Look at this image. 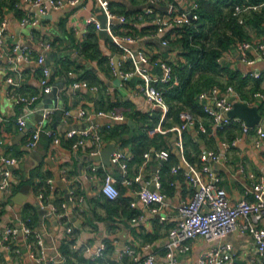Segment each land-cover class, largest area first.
I'll use <instances>...</instances> for the list:
<instances>
[{
  "label": "crops",
  "instance_id": "crops-1",
  "mask_svg": "<svg viewBox=\"0 0 264 264\" xmlns=\"http://www.w3.org/2000/svg\"><path fill=\"white\" fill-rule=\"evenodd\" d=\"M137 1L139 3L134 5L132 0H109L110 8L115 14H123L118 12L119 3L126 5L127 9L131 10L140 5H146L150 0ZM157 4L160 10H164L168 0H158ZM258 5L253 10L262 12L264 1ZM86 6V9L83 6L75 8L65 1L60 8L52 9L39 25L32 27L29 34L24 33V28L28 25H22L21 20L31 9V2L20 0L16 3L17 10L8 7L3 9L2 18L7 20L4 47L11 49L15 44H19L22 47L31 48L33 53L30 60L18 59V55L13 54L12 59L4 56L0 61V171L4 168L1 161L2 157L18 158L17 164L12 167L11 180L13 186L10 193H0V233L8 225L17 226L20 220L26 219L27 208H29V205L34 206L36 202L40 203L38 196L39 193L43 192L49 198L48 203L55 204L57 198H63L61 200L67 204V210L70 212V217L67 216V220H60L57 215L50 213L49 206H44L48 214L43 216L41 210L37 208L39 220L35 230L42 233L43 237L48 235L53 240L52 247L47 250L50 255H57V252L61 251L60 243L67 234V227L73 226L74 230L78 229L76 246L77 248L82 247L85 258L89 259L91 264H104L117 259L118 253L125 245L133 246L143 257L150 253L156 254L158 264H162L169 232L178 220L179 206L192 193L190 186L186 183L185 174H182L184 177L181 179V173L172 171L174 178L170 184V192L162 190L166 195V206L161 214L167 218L160 220L159 215L150 213L149 207L138 200L136 192L144 185L153 184L155 186V176L159 174L162 159L159 157L153 159L150 156V164L145 161L139 166L137 164L128 165L127 177L134 180L140 174L141 180L134 181L132 184H123L121 182L123 172L120 166L113 161V153L111 154L113 166H110V168L103 160H97L95 157L100 154L105 146L111 143L115 144L116 149H123L130 157H132V152L130 147H122L116 139H107L105 131L102 133L101 149L96 154H93L95 146L90 140L83 146L74 147L72 140L63 138L61 142L56 143L46 135L42 137L35 148L29 149L27 147L29 132L21 131L17 123L18 117L27 113V128L33 129L40 124L41 114H43L41 112L54 109V113L49 116L48 124L52 126V131L59 136H63L71 126L80 129L89 126L91 123L104 126L109 122L112 125L113 122L108 120V117L98 115L99 111L108 112V110H105L108 97L111 102L118 103V109H115L118 113H122L121 108L131 112L145 113L151 110L161 112L160 109H151V105L139 91L140 81L138 78H133L127 83L123 82L119 75L114 74L113 71L108 70V75L106 71L101 69L97 61H91L79 53L78 42L74 40L73 36L78 41H83L85 35L89 32V27L93 26L85 24V14L90 10H95L104 24L108 22V17L97 3L89 1ZM72 16L73 19L69 24ZM73 21L79 22L77 27L72 25ZM261 21L263 30L255 24H253V27L248 26L249 36L254 40L260 38L264 41V13ZM113 25L115 30L121 32L122 28L117 20H114ZM127 26L130 27L128 24ZM133 26L134 28H130L137 34L144 36V34L151 33V25L145 18L139 17ZM95 31L99 36L102 52L108 55L111 61L116 55L120 58L118 46L110 34L106 31H98L96 28ZM107 37L110 38L109 41H107ZM159 41L160 38L157 36L149 37L147 40H141L134 44L132 48L146 49L147 47L152 55L160 53L163 58L171 62L175 61L176 53L173 51L166 55L165 52L157 53L158 50L156 49H163L160 48ZM43 42H49L52 45V49L46 53L47 63L52 66L56 64L57 66L56 73H54V70L52 71V91L47 94H41V64L37 62L38 55L45 51L42 45ZM112 43L116 45L117 52L111 50L110 44ZM70 51L72 52L71 55H61ZM228 51L224 53L222 59L231 61L235 65V62L241 58H239V55L233 58L229 57L227 55ZM249 54L255 57L256 52H249ZM257 58L260 59H257L256 62L260 60L259 62L263 66L264 54H259ZM222 59L221 61H223ZM67 62H72L68 68L65 67ZM83 67L97 71L107 87L103 88L102 84L97 85V90L83 86L73 87L72 83L75 82L72 80L73 78H76L77 81H83L78 79L80 74L85 71ZM153 70L159 71L160 69L153 67ZM253 71L263 72L260 79H252H254L253 84L257 82L260 88L256 91L264 92V69ZM243 74L247 75V73ZM8 76L19 83L18 88L22 94H41L30 109H25V106L16 103L15 99L11 97L13 86L7 81ZM82 110L85 111L83 117L80 115ZM115 110H109V112ZM261 110L260 112H262L264 118V111ZM60 112L62 117L57 118ZM129 119H132L133 127L140 126L138 118H128L127 116L125 120H117L116 122H127ZM260 125L264 128V123ZM189 129L194 133L196 132L193 128ZM155 132L151 131V134ZM232 133L235 136L243 135V138L236 147L227 152L226 158L218 162L214 169L222 177L221 183L227 190L231 202L235 204L245 196L252 198L251 189L253 184L260 176H264V140L263 144L257 143L258 135L255 129L243 134L241 124L235 122L225 133L219 134L218 132L217 137L209 135V137L214 138V141L204 147H216L220 139L232 137ZM199 140L200 142L203 141L202 139ZM176 142L177 135L174 133L169 143L172 144L174 150H180L176 146ZM178 156L179 164L187 171L188 161L181 150ZM93 166L97 169L92 170L91 167ZM154 166H157L156 171ZM35 169L38 170L34 172ZM106 173H112L118 179V184H121L120 186L124 189L125 196L133 198L132 202L137 201L136 206L131 205V211L135 213L132 217L129 214H124L122 210L117 213L113 211L108 213L100 203L93 204V199L100 197L102 194L101 187ZM71 190L77 191L78 197L75 201L69 198ZM9 195L14 196V200L8 199ZM80 197H83L82 201L79 200ZM56 206L60 207V205ZM94 210L98 216L94 215ZM140 215H143V217H139ZM77 222L80 223L77 225ZM258 224L264 226V219ZM224 239L234 244L238 264H249L253 257L259 256L256 242L253 236L248 233L232 232ZM101 242L107 244V249L103 258L95 260L87 250L90 248L94 251ZM214 244L216 243L207 242L202 237L194 239L191 242L190 251L179 254L178 264H188L194 261L202 251ZM17 245L21 246L20 252L16 249L0 251V262H3V264H41L37 262L35 255L26 249L22 234L17 235ZM128 259L125 258L124 261L127 262Z\"/></svg>",
  "mask_w": 264,
  "mask_h": 264
},
{
  "label": "built area",
  "instance_id": "built-area-1",
  "mask_svg": "<svg viewBox=\"0 0 264 264\" xmlns=\"http://www.w3.org/2000/svg\"><path fill=\"white\" fill-rule=\"evenodd\" d=\"M31 2V9L25 14L21 20L22 25H31L33 27L39 25L43 19L50 13L52 9L60 8L65 1L69 2L73 7L83 6L87 8L89 1H94L99 5V8L108 17V22L104 24L97 15L95 10L87 12L84 22L87 26L93 25L98 31H106L110 34L113 41L118 46L120 51L119 62L116 65L114 57L112 58L113 73L119 75L123 82H130L133 78L139 79V91L145 96L151 109H160L162 118L166 115L169 105L164 95L165 85L174 87L179 85L180 79L174 73L173 63L163 58L159 52L164 49H169L172 38L177 36L175 29L182 28L193 24L199 19V2L197 0H168V4L164 10H160L157 4L158 0H150L142 9L139 17L145 18L151 26V33L140 35L131 30L127 26L128 18L125 14H115L110 8L109 0H28ZM258 4H248L246 6L236 5L233 14L238 17L239 22L243 23V13L249 9L257 8ZM82 7V8H83ZM73 16L69 20L71 23ZM114 20H117L121 26V32H118L113 27ZM78 21H73L72 25L77 27ZM71 26V25H70ZM72 27V26H71ZM7 28V20L0 19V61L4 56L12 59L13 54L18 55V59L30 60L32 57V49L22 47L15 44L11 49L4 47V35ZM73 28V27H72ZM172 33L168 36L169 33ZM157 36L160 38L159 46L163 48L158 50L156 57L149 53V49L132 48V46L141 40H147L149 37ZM44 53L38 55L37 62L41 64L40 84L42 86L41 94H47L52 91L53 84L51 81L53 66L46 61V53L52 49L49 42H43ZM249 52H256L253 57ZM264 54V41L260 38L252 40L238 41L235 47L228 51L227 55L231 58L239 55L243 61L249 64H254L259 54ZM160 55V56H159ZM124 63H129L126 69H122ZM114 64V65H113ZM153 67H158L159 71H154ZM255 79H260L263 72L252 71L247 73ZM9 84L13 86L11 97L16 103L25 106V109L30 107L38 100L41 94L24 95L20 92L18 82H15L12 77H7ZM161 84V86H159ZM73 87H87L92 90H97V85H90L86 80L75 81ZM199 102L202 105L203 111L206 114V119L191 113L189 110L180 112L181 123L169 129H163L159 124L154 130L167 132L173 131L177 135L176 146L183 152V132L189 128H193L196 134L209 133L210 136L217 137L218 132L231 126L235 122H239L242 126L243 134L255 129L258 135L257 143L263 144L264 128L257 124L251 127L239 117H231L228 112L233 108V101H242L253 105L264 102V92L255 91L244 96L234 85L228 84L220 86L215 84L212 87L205 89L199 94ZM54 113V109H47L43 113L40 124L33 129L27 128V113L18 117V125L21 131L29 132L27 139V147L33 149L41 141L44 135L51 137L53 142L59 143L63 138L72 140L74 147L85 145L88 140L94 144L93 154L99 153L102 143V133L105 128H109L111 123H106L104 126L91 123L85 128L75 129L74 127L68 130L63 136H59L52 129L48 130L46 120ZM68 113V111H66ZM80 115L83 117L85 111L82 110ZM98 115L106 116L114 120H125L126 116L116 111H99ZM206 121L209 122V126ZM150 131V132H151ZM243 135H237L232 138H224L219 140V144L213 148L204 149L200 155V162L190 164L187 162L188 169L185 171V179L190 186L192 193L183 200L179 206V214L177 223L170 230L168 241L166 244V253L162 264H178L179 254L186 253L191 249V242L202 237L207 242H215L210 248L202 251L194 261L188 264H238L237 252L235 246L230 241H225V237L232 232L248 233L253 236L258 257H253L249 264H264V226L258 223L264 219V176L253 184L251 189L252 198L245 196L237 203L233 204L229 194L222 185V177L215 171V165L226 158L227 152L236 147L242 140ZM151 152L145 153V157L149 158ZM156 156L162 160H167L169 151L161 149L156 152ZM113 161L117 163L122 172L123 184H132L134 181H140L141 175H137L135 179L127 177L128 163L130 156L123 149H116L112 155ZM4 168L0 171V193H10L12 189V167L17 164V157H2ZM186 162V161H185ZM96 170L95 166L91 167ZM183 166L177 164L172 167L174 173L179 172ZM157 173V172H156ZM118 179L112 173H106L103 178L101 193L109 199H116L120 195ZM161 182L159 174L155 176V189H151L148 185H144L137 190L138 200L149 207L150 213L159 215L160 220H165L167 217L162 215L166 206V195L160 190ZM77 194L71 190L69 198L76 200ZM40 205L49 206L50 213L57 215L60 220L63 217H70V212L67 210V204L61 202L60 207H57L52 202L48 203L49 198L45 193L41 192L38 196ZM48 200V201H47ZM80 201L83 197H80ZM132 206L137 205V201L131 202ZM48 214V212L46 213ZM72 217V216H71ZM139 217H143L140 215ZM135 220V219H134ZM30 218L20 220L17 226L8 225L0 233V251H10L16 249L21 251V246L17 245V235L22 234L25 240V247L34 255L37 262L41 264H63L65 256L61 251L57 255L47 253L43 234L35 230L30 225ZM74 231L73 226L67 227V233ZM34 233L37 239V251L33 250L32 244L29 243L28 237ZM77 243L73 244V247ZM107 249V244L101 242L98 247L92 251L88 248V253L95 260L103 258L104 252ZM125 258H129L127 262ZM3 264V262H0ZM104 264H158L156 254L150 253L143 257L133 246L125 245L118 253V258Z\"/></svg>",
  "mask_w": 264,
  "mask_h": 264
},
{
  "label": "trees",
  "instance_id": "trees-1",
  "mask_svg": "<svg viewBox=\"0 0 264 264\" xmlns=\"http://www.w3.org/2000/svg\"><path fill=\"white\" fill-rule=\"evenodd\" d=\"M18 1L20 0H0V19L2 18L3 9L5 7L17 10L16 3ZM197 1L199 2V19L191 25L175 29L174 31L177 33V36L171 39V42L173 41V43L179 46L177 58L172 63L174 73L178 75L180 83L174 87L165 85L164 95L169 109L164 118L161 120L162 113L157 110L143 113L131 112L125 108H121L122 113L128 118H138L140 126L133 127L127 122H114L109 128L103 130L105 131V137L107 139H116L120 142L122 147H130L132 157L129 160V166L134 164L139 166L145 161L147 164H150V157H145L146 152L150 151L153 159H157L156 152L161 149H167L169 151V157L167 160L161 161L162 164L159 169V177L161 179L160 190L165 192H170V184L173 182L174 176L172 174V167L180 163L179 154L173 149L172 144L169 143L171 136L175 132L156 131L154 134H151L150 131L154 130L159 124H161L163 129H169L176 124H180V112L184 109L206 119V114L203 111L198 97L201 91L215 84H219L223 87L232 84L241 91L244 96L260 89L257 82L253 84L254 79H252L253 77H251V75L240 73L239 70L235 68L234 63L225 60L221 61V59L226 51L236 46L238 41L252 39L248 33V26L253 27V24H255L263 30L261 20L264 10L259 12L254 11L253 8L249 9L243 13V23H241L238 17L233 14L235 6L260 4L264 0ZM132 3L137 5L139 2L137 0H132ZM144 6L145 5H140L135 9L128 10L126 5L119 3L118 12L125 14L127 18L130 19L128 25L134 28L133 24L139 18V14L142 12ZM153 28L154 27L151 26L150 29ZM171 34L170 32L168 36ZM73 38L78 42L77 47L81 55L91 61H97L101 69L106 71L107 74L109 71L112 72L113 67L111 58L102 52L99 44V36L93 26L89 27V32L85 35L83 41H78L75 36H73ZM106 39L109 41L110 38L107 37ZM110 48L113 52H117L115 44H110ZM166 54L167 51L165 52V55ZM157 55L158 54H155L154 57ZM65 64V67L68 68L72 62H67ZM128 64L129 63H124L121 68L126 69L129 66ZM83 68L85 71L80 74L78 79L86 80L90 85L102 84L103 88L107 87L97 71L87 67ZM72 80L77 81L76 78ZM159 86H161V84H159ZM106 102L107 105L105 106V110L118 109V103L111 102L109 97ZM259 104L260 109L264 111V102ZM206 123L209 122L206 121ZM230 127L231 126H228L221 130L219 134L227 132ZM231 135H233L232 137L235 136L233 133ZM199 139L203 141L200 142ZM212 141H214V138L209 136L206 137L205 134L197 135L196 132L194 133L190 129L185 130L183 132V155L185 159L190 164L200 162L199 155L204 150L202 147L205 144H211ZM211 147L212 146H210V148ZM37 170L38 169H35L34 172ZM184 172L185 170L183 168L179 171V173H181V179L184 177L182 175ZM120 185L121 184H118L120 195L116 199H109L101 194L100 197L93 199V204L96 202L100 203L108 213L111 211L117 213L119 210H122L124 214H129V216L132 217L135 215V213L131 211V202L133 198L125 196L124 189ZM75 194H77L76 190ZM61 199L57 198L55 204L60 205L61 202H63ZM37 211L35 205H29V208H27V218L31 219L30 225L34 229L39 220ZM94 215L98 216L96 211ZM67 219V216L62 218V220ZM77 230L78 229H75L72 233H67L60 243V250L65 256V262L63 264H91V261L85 258L82 247H73V244L76 243ZM28 241L32 244L33 250L36 252L38 247L34 233L30 234Z\"/></svg>",
  "mask_w": 264,
  "mask_h": 264
},
{
  "label": "water",
  "instance_id": "water-1",
  "mask_svg": "<svg viewBox=\"0 0 264 264\" xmlns=\"http://www.w3.org/2000/svg\"><path fill=\"white\" fill-rule=\"evenodd\" d=\"M69 54L71 55L72 52L70 51V52L62 53L61 55L63 56V55H69ZM114 60H115V63L117 65L118 62H119V56L118 55L114 56ZM53 70H54V73H56V71H57L56 64L53 65ZM44 112H45V110H44ZM44 112H41V113H44ZM60 114H61V112H60ZM60 114H59V116H57V118H61L62 117V114L61 115ZM41 115L43 117V114H41ZM228 115L231 116V117H239L240 119L244 120L247 125H249L251 127H254L257 124L264 123V118L262 116V113L260 112V105L259 104L250 105V104H247L245 102L238 101V100L233 101V108L228 112ZM48 122H49V120H46V126H47V129L50 130V129H52V126H50L48 124ZM127 123L129 125H131V126H134V123H133L132 119H129L127 121ZM72 128H73V126H71L69 128V130L72 129ZM115 149L116 148H115V144L114 143L108 144L107 146L104 147L103 150H101L100 154H98L95 158L97 160H99V159L103 160L104 163L108 166V168H110V166H113L112 163H111V154L115 151ZM176 152L178 154H180V150H176ZM154 170L155 171L157 170V166H154ZM148 186L151 189H155V186L153 184L152 185H148ZM10 198L12 200H14V196L9 195L8 199H10ZM34 205L38 209L41 210V215L42 216L45 215L48 212L47 210H45V209H43L41 207L39 202H36V204H34ZM79 223L80 222H77V225Z\"/></svg>",
  "mask_w": 264,
  "mask_h": 264
},
{
  "label": "rangeland",
  "instance_id": "rangeland-1",
  "mask_svg": "<svg viewBox=\"0 0 264 264\" xmlns=\"http://www.w3.org/2000/svg\"><path fill=\"white\" fill-rule=\"evenodd\" d=\"M32 27L33 26H31V25H28L27 27H25L24 28V33L25 34H29V30H31ZM166 51H167V54L170 51H173L174 53H176V58H177V54L179 52V46L176 43H173V41H172L171 44H170V48L163 50V52H166ZM257 59H260V58H257ZM259 61L260 60H258V62H255L254 64H249L247 61H243V60L239 59L237 62H235V68L237 70H239L240 73H250L253 70L264 69V65L261 66ZM108 120H110L113 123L117 121V120H114L112 118H108ZM207 125L209 126V123H207ZM205 136L208 137L209 133H205ZM204 146H208V145L205 144ZM205 148H207V147H204L203 149H205ZM186 183H187V181H186ZM44 238H45V245H46L47 250H48L49 248L52 247L53 240L48 235H44ZM48 254H49V252H48Z\"/></svg>",
  "mask_w": 264,
  "mask_h": 264
}]
</instances>
